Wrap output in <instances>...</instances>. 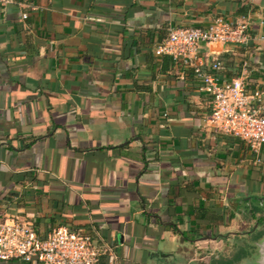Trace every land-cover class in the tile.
I'll return each instance as SVG.
<instances>
[{
  "label": "crops",
  "instance_id": "1",
  "mask_svg": "<svg viewBox=\"0 0 264 264\" xmlns=\"http://www.w3.org/2000/svg\"><path fill=\"white\" fill-rule=\"evenodd\" d=\"M216 17L252 39L198 56L264 96V0L0 2V210L41 236L96 227L119 264L255 263L264 147L215 130L193 72L154 53Z\"/></svg>",
  "mask_w": 264,
  "mask_h": 264
},
{
  "label": "built area",
  "instance_id": "2",
  "mask_svg": "<svg viewBox=\"0 0 264 264\" xmlns=\"http://www.w3.org/2000/svg\"><path fill=\"white\" fill-rule=\"evenodd\" d=\"M13 0H0L7 4ZM31 9L36 7L31 5ZM22 18L27 13H22ZM252 39L248 19L238 21L223 17L205 26H171L154 53L167 55L193 72L199 89L210 97L207 121L218 132L241 139L261 162L264 147V96L249 84V74L225 79L219 58H202L201 44H248ZM105 259V263H102ZM0 262L36 264H119L114 247L96 227L91 231L58 226L45 236L39 235L32 222L0 210Z\"/></svg>",
  "mask_w": 264,
  "mask_h": 264
},
{
  "label": "water",
  "instance_id": "3",
  "mask_svg": "<svg viewBox=\"0 0 264 264\" xmlns=\"http://www.w3.org/2000/svg\"><path fill=\"white\" fill-rule=\"evenodd\" d=\"M260 232L264 234V226L260 228ZM258 257L256 259L257 264H264V238L258 243Z\"/></svg>",
  "mask_w": 264,
  "mask_h": 264
},
{
  "label": "rangeland",
  "instance_id": "4",
  "mask_svg": "<svg viewBox=\"0 0 264 264\" xmlns=\"http://www.w3.org/2000/svg\"><path fill=\"white\" fill-rule=\"evenodd\" d=\"M253 202H259V204L262 206H264V196H263V193L261 194V195H259L258 197H257V199L255 198L254 200H253ZM242 252V251H241ZM241 255V254H240ZM257 259V258H256ZM256 259H255V263L253 262V264H257L256 263ZM244 264H249L247 261L244 263Z\"/></svg>",
  "mask_w": 264,
  "mask_h": 264
}]
</instances>
